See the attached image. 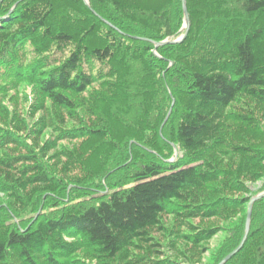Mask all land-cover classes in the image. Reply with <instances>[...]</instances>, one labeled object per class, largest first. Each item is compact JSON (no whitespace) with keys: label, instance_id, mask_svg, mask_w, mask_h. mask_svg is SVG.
<instances>
[{"label":"trees","instance_id":"trees-1","mask_svg":"<svg viewBox=\"0 0 264 264\" xmlns=\"http://www.w3.org/2000/svg\"><path fill=\"white\" fill-rule=\"evenodd\" d=\"M142 2L0 0V264H182L166 245L250 202L232 194L264 176V0H187L186 38L160 45L183 2ZM225 264H264V197Z\"/></svg>","mask_w":264,"mask_h":264},{"label":"rangeland","instance_id":"rangeland-1","mask_svg":"<svg viewBox=\"0 0 264 264\" xmlns=\"http://www.w3.org/2000/svg\"><path fill=\"white\" fill-rule=\"evenodd\" d=\"M83 1L88 5L90 3V0H83ZM98 1H100V0H98ZM101 1L105 2V0H101ZM142 1L147 2V0H141V2ZM151 1H153V0H151ZM155 1H158V0H155ZM186 2H187V0H186ZM190 22H191V19H190ZM184 29H186V27H184ZM178 36H181V35L178 34ZM4 80L6 81L7 79H4ZM8 81L9 80H7L6 83ZM31 97H33V85L28 84V83H22L20 85L19 105L23 104L24 109H26V107L28 108L29 102L31 101ZM9 100H10V98H9ZM7 102L12 106V104L9 101H7ZM2 125L3 124H0V126H2ZM49 134H50V132H47L46 137H48ZM64 145L69 147L70 149L74 150V149H78L80 144L78 145L75 143L71 144V143L66 142ZM75 152L78 154V150ZM177 152H179V150H177ZM53 153H54V151L51 153V155ZM51 155L48 156V158H46L45 162H48L49 165L56 166L57 160L55 158L51 157ZM83 157H85V156L83 155ZM62 163L60 162L58 164V166H61ZM80 173H85V171L81 170L80 168L79 169L77 168L73 172H70V174H68L69 178L66 181V183H68V185L70 187H72L73 185H80V183H75V182L69 181V179L71 177H74V176L81 177ZM249 187H250L249 193H245V194L233 193L232 196H235L236 198H240V199H245V198H252L254 196H257L259 194L264 193V176L258 181L249 183ZM47 196H50V195L46 194L43 198L45 200H47L48 199ZM8 201H9V197L5 194L4 191L0 190V202H3L6 204V202H8ZM249 204H250L249 201L245 202L235 213H233V215L231 217H229L227 219L212 218V219H197V220H195L194 223L198 228L205 229V230H209V229L214 230V236L210 240L205 241L200 246H193L189 243H186L183 240H178L177 244H178L179 248H178L177 252H175L174 250L171 251L167 245L165 246V249H163V250L168 252L170 254L171 258H173L174 260H176L182 264H215L217 262L218 257L220 255H222L223 244L230 237H232L234 235L235 228H236V226H238V222L241 219H244L245 216L248 214ZM249 231H250V229H249ZM242 241H243V239H242ZM242 241H241V243H242ZM241 243H240V245H241ZM78 257L80 259H82L86 264H89V263L96 264L95 262L94 263L90 262L91 260L89 258H86L82 252Z\"/></svg>","mask_w":264,"mask_h":264},{"label":"water","instance_id":"water-1","mask_svg":"<svg viewBox=\"0 0 264 264\" xmlns=\"http://www.w3.org/2000/svg\"><path fill=\"white\" fill-rule=\"evenodd\" d=\"M182 2H183L184 13H185V27H186V33H185V35H183L182 37H180L179 39H176V40H165V41H162L160 43H157V45L165 44L167 42H173V43H175V42H181L182 40H184L186 38V36L188 34V31L190 29L191 22H190V15H189V11H188V7H187L186 0H182ZM170 112H169L168 116L170 115ZM262 197H264V193L259 194V195L254 196V197L251 198L250 204H249V209H248L247 222H246V233H245L244 239H243L241 245L237 249H235L233 252H231L229 255H227L223 259V261H221V263H219V264H225L228 260H230L243 247V245H244V243H245V241L247 239L248 233H249L250 221H251V217H252L254 203L258 199H260Z\"/></svg>","mask_w":264,"mask_h":264}]
</instances>
